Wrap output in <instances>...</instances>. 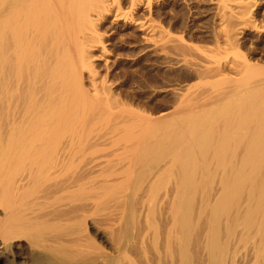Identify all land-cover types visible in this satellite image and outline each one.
I'll return each instance as SVG.
<instances>
[{
    "label": "bare ground",
    "instance_id": "bare-ground-1",
    "mask_svg": "<svg viewBox=\"0 0 264 264\" xmlns=\"http://www.w3.org/2000/svg\"><path fill=\"white\" fill-rule=\"evenodd\" d=\"M155 1L158 0H112L110 2L111 6H109L104 4L103 0H0V207L3 209L2 217L0 218V241L2 243L0 247V259H7V250H10L9 247H14V243L12 242L13 240L8 241V237L10 236L9 238L11 239V235L13 233H16L17 235L18 231L22 228H25L24 230L28 231V234L31 230H33L31 233L35 234L38 233L37 231L39 230V227H41L40 232L48 230L46 223L49 225V221L54 222L53 220H55V222H57L58 219V221L61 223V221H63L62 217L64 216L63 218H66V216L69 214L72 216V218L69 216L67 220L69 219L70 221L71 219L72 221L75 219L76 215L74 214V217L71 215L74 212V209L70 208L72 210L70 211L68 208L69 213H67V208L60 209V202L57 204L59 206L57 209L55 207L58 206H55L52 202L55 206H53L55 209L52 212L48 209V207H46L48 203L47 200H50L49 198L51 196L49 194L50 192L48 190V185L46 184L48 181L47 179L49 178L47 163L51 155L52 140L57 135V133H61L62 131L64 132L65 129L71 128L70 126L76 123H82L78 120H81L80 116H83L86 113H84V111L81 112L82 110L79 108V98L81 100V97L83 98L85 95H88L90 98H92L91 96H99L102 94L101 99L103 96L110 105L113 103L121 113V115L117 113L122 118L121 120H118V123L121 121V123H127L129 119H136L139 122L141 121L140 125L143 124L144 126L145 124V127H149L150 130H153L152 136L150 135L151 137L145 138L146 140H143V143L141 142L140 146L137 144L139 148L135 147L136 143L134 146H132L133 148L135 147V150L131 147L135 153L138 152V158L143 157L142 161L145 158H148L147 160H144L146 162L150 158V160L153 161L155 158L159 160L163 157L172 158L176 155L179 157L181 156V154L178 155L179 148L183 150V153L181 150L180 151L182 156L185 158L195 157L197 159L198 156L199 158L202 156L200 159H205L206 155L202 154V152H200L197 147H201L203 150L204 148H209L211 149L209 152L213 153V157L215 155V158L219 157L223 159L222 162L224 165V170H220L223 173L221 174L222 177H220V184L222 185L219 187L220 191L218 192V195L215 198L213 197L214 200L212 201L213 198H210L211 195H207L209 192L202 193L204 197L199 193L203 197L202 199V197L199 196V198L201 197L199 202H202V204L199 205V211L206 209L209 211L210 209V215H205L206 220L208 221L206 222L207 227H204L205 231L203 230L204 234L202 233L203 238L201 239V245L199 244L200 239L198 243L200 246L203 245L202 248L204 247L203 250H206L205 254H207L208 258L207 259L205 257L207 261L202 264H223L228 256L238 251V247L240 245H244L246 243L250 248V252L254 256L255 260H253L256 262V264L263 263L264 80L260 81L261 79H259L260 82L258 80H251L252 82L250 81V83L253 85L251 87H249V85L247 87L244 86L237 89H230L227 87V90L223 89L224 91L221 90L217 93L211 92L206 96H202L201 98L203 99L202 101H204V103L202 102L203 104L197 105L198 110H194L195 112L192 113V115L195 113H200L205 117L201 118L199 121H194L193 119L195 117L193 118L189 113V116L193 119L191 118V120L187 123L188 125L192 124V126L196 127V129H193V131L190 130V132L192 131L191 134L193 133L192 135H188L186 130V134H183V129L181 130L183 135L178 132L181 129L178 128L180 125L182 126V124H184L183 126H185V124H187L184 123L185 121L181 122L177 119L178 115L181 114L183 116L182 112L186 109L185 106H187V102H189L188 100L191 98V96L187 93L179 95L172 91L166 94L164 98L166 102L173 105V109L168 113L158 116L154 115L144 106L140 107L135 103L133 104L132 101L128 100L129 98L124 99L120 94H116V92L112 93L113 89L110 87V83H106L108 81H106V74L100 82L98 81L100 77L97 76L98 74L94 69L95 64L93 65V61L92 59L90 60V56L87 53V42H85L86 40H84L82 37H84L83 34L86 31V34L90 33L92 40L91 42L101 44L100 47H102L104 55L106 56L108 49L102 44V38H100V35L102 34L99 33L98 29L103 25L104 22H108L110 18V22H114L115 19L117 20V16L122 18V20H120L121 23L123 21V25L133 28L132 31L134 33L138 32L140 29H144L147 32L149 31L148 33H150V37L148 36V39V33L145 35L146 32L142 31L145 33L143 35H145L146 38H144L147 40H152V42L155 43L153 45L154 47L156 44L161 43V46L158 44L160 47L156 46L159 47L157 50L173 52L175 49L178 52H185L186 50L188 52V49L192 48L202 53L205 52L200 45L189 42L184 34L177 33V35L175 34L174 36L169 27L162 24L158 20H154L150 15H148L147 20H142L139 18V10L143 7H146L148 12H150L152 9V4ZM172 1L174 4L179 5L178 0ZM125 2L128 4L126 6L127 8H123V3ZM190 2L195 3L196 5L197 3H205L207 7L210 4H213V2L217 4V11L214 12L216 15L215 18L218 19L220 23H218V26L210 25L212 29L209 30V33L206 37L213 42L214 50L222 49L224 51H232L231 53H234L237 58L234 57L236 58L235 61H232L231 59L226 63L224 62L225 64H222L221 62L219 63L216 61L218 59H216L210 65L205 64L202 66L201 64L202 67L200 68L193 67L191 71H185L184 75L195 74L199 78L214 76L213 79H223L226 82L227 80L228 82L229 80L239 82L242 80V78H244V75L249 73L255 74V72L259 73L261 72L259 70H264V65H261L257 59H252L248 51H245L241 48V42L239 41L240 35H242L245 29L250 28L256 32L264 31V23L259 22L255 18V13L253 10L256 4L255 0H190ZM230 3L236 4L237 7H233L234 5L231 6ZM184 4L188 5V0H184ZM176 9L178 10H173V14L176 16L177 13V17L179 18L172 21V26L177 22L178 24L183 22L182 16L184 14V10L187 8L179 7ZM113 11L115 13H112ZM110 13H112L113 18L110 17V15H107ZM87 38L85 37V39ZM214 53H216V51ZM208 58H210V56ZM221 60L223 61V59ZM82 67L83 69L84 67L87 68V70H84L88 71L87 79H90L89 83L92 87L91 90H93V93L83 83ZM230 72L234 73L235 75L230 74ZM97 81L99 83H97ZM100 84L101 86H99ZM250 88H252L251 91ZM90 92L93 95H90ZM98 96H96V99ZM247 98L251 104L244 105V99L248 101ZM86 99L88 100L89 98ZM92 99L94 101L95 97ZM92 99L90 103L92 102ZM215 102H219L220 105L214 107L212 104ZM113 104L111 106H113ZM209 104L212 106L209 107ZM189 106H187V108ZM192 109L193 108H191V110ZM185 111L187 112L188 109ZM122 114L124 117H122ZM196 117H198V114ZM136 120L135 122H137ZM186 120H188V118ZM221 126H224V129H222ZM68 129L66 131L69 133L70 129ZM154 129L156 131H154ZM206 130H209V135L203 136L204 133L202 134V137L196 135L198 132ZM219 130L220 134L222 135L216 134V137L214 135L215 131ZM71 131L69 134L73 135V128H71ZM221 131H224L225 135ZM145 133L149 134L147 130ZM139 134L141 133H138V135ZM72 135L64 136L66 137L65 139H67L64 141L69 147L76 145V143H78L76 145L78 146L80 143V141L77 142L78 134L75 133L76 138ZM132 135H130V137H132ZM142 135H144L142 138L144 139L146 134L142 133ZM137 140L139 141L138 138ZM214 140L218 141L219 144L216 141L218 146L217 144L213 145L214 143L212 141ZM230 141H236L238 142L236 143L238 145L231 147L232 145L229 144ZM128 142H130V140ZM195 142H200L199 144L203 143L204 145H198V143L194 144ZM211 142L213 143L211 146H214V148L215 146L217 147L216 152H214V148H210V146L207 147ZM138 143H140V141ZM239 143L241 144L239 145ZM71 148L72 147H70V149ZM196 148L198 149L197 151L194 150ZM239 148L242 150L241 153H238L237 151ZM203 150L201 149V151ZM203 153L205 152L203 151ZM207 153L208 152H206V154ZM62 156L64 159H66L65 157L67 155L64 154ZM68 159L69 158H67V160ZM183 159L184 158H182V160ZM186 160L187 159H184L185 162ZM188 160L189 162L193 160L190 162V164H195L198 161L194 159L190 160V158H188ZM194 161L195 163H193ZM199 162L200 160L198 163ZM204 163L205 162H203V164ZM182 167L185 168L184 165ZM192 170L188 169V172L186 171L184 174L181 173L182 171L180 172L182 174V180L186 183H181L175 188L177 191V193L175 192V195L177 197L175 195L174 197L176 198L175 202H177V204L175 203L174 206L176 205L175 207L177 209L175 210L174 207V215L176 214V216H173V218L175 217V220L173 219V221L174 223L176 222L177 225L172 223L174 225L172 226L174 228L173 231L175 232H173V235H177H175V237H177L176 239H178V241L175 239V237H173V235L172 237L175 240L174 244L177 242L175 246H178L175 247L176 249H172L178 253L176 260H179L177 262L174 261L173 258H171L173 261H171L170 258L167 259L168 257L164 259L162 257L163 255L161 256V254H158V256L152 260L141 261L134 259L127 255L126 252H124L125 250L123 251L124 248L130 245L128 241L123 242L124 244L121 247L119 246L120 249L118 248V253L115 255L99 256L100 254L96 255L94 252L95 255L93 256L94 253H90L92 251L89 252L88 249H82L84 247L77 249V247H79L78 245H80V242L75 244V239H73L74 242L71 240L72 244L70 243V248L74 243V248L76 246L77 250H71L74 248H69L70 250L68 248H57L58 244L62 243H59L58 241L60 239L58 240L56 238L58 243L56 242L55 244H53L54 242H51V239L49 240V243L51 242L53 245H49V243L46 241L50 247V253L52 252L54 255L59 254L57 256L58 259L61 255V257L63 259H67L68 262L69 258H79L78 261H70L68 264H190V260L192 259V255L190 253L192 251L190 252L189 250V243H191L190 238L193 234L192 232H194L193 230L195 224L191 217L192 201L194 203L193 198L196 195V190L205 189L204 186L195 184L194 181H196L197 176L192 173ZM194 171L195 170H193V172ZM39 183L40 185L42 184L41 191L44 193L46 192L47 195H50L48 198L46 194L44 195L42 192H38L39 189H37V193L35 192L36 188H41L38 187ZM30 192L33 194L39 193V196L42 194L43 200L47 199V203H43V200L40 199L41 197L38 198V195H33L32 197V193L30 194ZM27 195H30L31 200L27 199ZM35 196H37L36 199H32ZM38 199H40L42 202L38 201ZM33 200H37L38 203L40 202V204L43 203V205H46L44 208L42 205V212L39 211L41 206ZM54 202H58V200ZM35 203H37L40 207L38 208ZM52 203L51 201L49 202L51 205ZM33 206L35 207L33 208ZM35 208H37L39 212H36L37 210L35 211ZM76 212L74 213L78 215L77 210ZM43 225H45L44 227L46 228H43L41 231ZM36 228L37 231H35ZM74 229H70L69 231L68 227V232L72 235V231L73 233L77 231L76 230L74 232ZM64 231H67V229ZM68 232H66L67 235H70ZM21 233L22 230L18 234L23 236L26 232L24 231L22 233L23 235H21ZM16 235L12 236V239L15 240L14 237L17 238ZM35 235L37 236L38 234ZM24 236L27 239V235ZM31 236L30 239L32 241L36 239H32ZM40 236L41 238L43 237V235ZM40 236H38L37 239L40 238ZM72 238L73 236H71V239ZM3 239L6 241L3 242ZM56 239H52V241H55ZM31 240L28 241L29 245ZM35 241L37 242L38 240ZM35 241H33L32 244ZM85 243H83V245L81 243V246L87 245V247H92V245L88 246L90 242L88 244ZM33 245L35 246V244ZM44 245L43 247H46ZM62 245L60 246L63 247ZM168 247H170V245H167L165 250L169 249ZM36 248H38L40 251L45 250L44 248L41 250L38 245H36L34 247L35 252L37 250ZM47 248L46 251H48ZM59 249H64L65 251H60ZM92 250L94 251V249ZM84 251L87 252L84 254ZM169 253H171V251ZM174 253L172 252V254ZM36 254L33 258V262L36 264L44 263L43 261L45 260H42V257H38V254L36 256ZM88 254L91 256L89 257ZM164 254L166 253L164 252ZM176 254L174 255L176 256ZM62 255H65V257ZM60 259L56 260L54 263H49L61 264L63 259ZM64 262L67 263V261Z\"/></svg>",
    "mask_w": 264,
    "mask_h": 264
},
{
    "label": "rangeland",
    "instance_id": "rangeland-1",
    "mask_svg": "<svg viewBox=\"0 0 264 264\" xmlns=\"http://www.w3.org/2000/svg\"><path fill=\"white\" fill-rule=\"evenodd\" d=\"M111 1L112 0L110 1L103 0V3L111 6V3H110ZM255 1H256V4L253 9L255 13V18L259 22L264 23V0H255ZM178 2L180 6L178 4H174L172 0L155 1L152 4V7H151L152 9L150 10V12H148L146 7L142 6L145 9L141 8L139 10L140 14H138V16L142 20H145V19L147 20L148 15H150L154 20H158L162 24L169 27L170 31L172 32L174 36L175 34L177 35V33L184 34V36L189 42L200 45L204 49L205 51L204 53L197 51L195 49H192V48L188 49L189 50L188 52L187 50L185 52H178L175 49H174L175 51L173 50V52L157 50L161 46L160 45L161 43H158L160 46L156 44L155 47L156 46H159V47L155 48L153 46L155 43L152 42V40H147L150 37L149 36L150 33H148L149 31L147 32L144 29H140L136 27L140 30L134 33L132 31L133 28H131L130 26L126 27V25H123V21L121 23L122 18L120 16H117V20L114 18L115 19L114 22L113 21L110 22L111 20L110 18L108 22H104L103 25L100 26L98 29L99 33L102 34L100 35V38H102V44L105 45L106 48L108 49L109 54L107 53L106 56L104 55L102 47H100L101 44L91 42L92 40H91L90 33L86 34L87 32L86 31L83 34L84 37L82 38L86 40L85 42H87L86 43L87 53L90 56V60L92 59L93 65L95 64L94 69L96 70L98 74L97 76L100 77V78L98 77L99 79L97 78L98 81L100 82L101 79L106 74L107 76L106 81L108 80L106 83L107 84L110 83L109 85L113 89L112 93L116 92V94L117 93L120 94L121 97L124 99L129 98L128 100L132 101L133 104L135 103L137 104V106H140V107L144 106L146 107V109L150 110L154 115H158V116L168 113L169 111L173 109V105L166 102L164 98L166 94L172 91L179 95H183L187 93L188 95L191 96L190 100H188L189 102H187L188 103L187 106L190 105L191 108H193L192 109L193 111L191 110L190 106L188 108L187 106H185L186 109H188V111L186 112L185 111L186 109H185L184 110L185 112L184 111H183L184 113L182 112L183 116L180 114L181 116L178 115L179 118L177 117V119L180 120L181 122L185 121L184 123H187L191 120L192 117L196 118V119L192 118L194 121L195 120L199 121L201 118L205 117L204 115L200 113H197L198 117H196L197 115L196 113H195L196 115L195 114H193L194 116L192 115V113L198 110L197 105L204 103V101H202L203 99L201 98L202 96H206L207 94L211 92L217 93L218 91H221L223 89L227 90V87L230 89L231 88L237 89L239 87H244V86L247 87L248 85L249 87H251L253 86L250 83L251 80L253 81L254 80L259 81V79H261L260 81L264 80V70H259L261 71V72L258 71L259 73L255 72V74L249 73L247 75H244V78H242L241 80L242 82L241 81L235 82L233 80H229V82L227 80L226 82L223 79H213L214 76L199 78L195 74L184 75L185 71H191L193 67L200 68L204 66L205 64L210 65L216 59H218L216 61H218L219 63L221 62L223 64L224 62L226 63L227 61H230L231 59L232 61H235L237 57L235 56L234 53H231L232 51H224L222 49L214 50L213 42L210 39H207L206 37L209 33V30L212 29L210 25L218 26V23H220V21H218V19L215 18L216 17L215 12L217 11L216 3L213 2V4L209 5L210 7L208 6L209 7L208 8L205 3H197L196 5L195 3H191L190 0H188V5H187V4H184V0L183 1L178 0ZM127 5L128 4L126 2L123 3V8H127L126 7ZM230 5L231 6L234 5L233 7H237V5L234 3H230ZM178 6L181 8L182 7L187 8L186 9L187 11L184 10V14L182 16L183 22L180 24H178L177 22L172 26L171 25L172 21L179 18L177 17V13H176V16L173 14L174 12L173 10H178L176 9V8H179ZM105 12H109V11H105ZM112 13H115V12L113 11ZM112 13L107 14V15H110V17H112ZM142 31L146 32V34ZM143 34L147 35V39H145L146 37ZM85 37L86 38L88 37V38L85 39ZM239 41L241 42V48L245 51L247 50L248 53L251 55L252 59H257V61H259L261 65H264V31L256 32L255 30H251L250 28L245 29L242 35H240ZM215 51L216 53H214ZM209 56L210 58H208ZM221 59H223V61ZM190 61L194 63H191ZM84 69L87 70V68L85 67ZM84 69L82 67L83 83L93 93V90H91L92 87L89 83L90 79H87L88 71ZM230 74H234V73L230 72ZM98 81L97 83H99ZM215 82L217 83V85ZM99 86H101V84ZM251 89L252 88H250V91ZM92 93L90 92V95H93ZM101 95L91 96L92 98L95 97L94 101L98 99L97 100L98 102L97 101L94 102L93 99L90 98V96L88 95H87L88 97L85 95L86 98H89L88 100L85 98V96H83V98L81 97V100L79 98V102H78L79 108L80 110H82L81 112L84 111V113L86 114H84L83 116H80L81 118L78 117L81 119L78 121H81L84 124V126L82 123L81 124L76 123L70 126L71 128H73V131H74L73 135L69 134L71 131V128H69L70 129L69 133L66 131L68 129L67 128L64 130V132L63 131L61 133L58 132L59 134L57 133V135L52 140L51 155L47 163L48 171H49V174H48L49 178L47 179L48 181L46 182V184L48 185V190L50 192L48 193L51 196L47 195L46 192L44 193L41 191L42 184L40 185V183L38 187H41V188H36V191H35L37 193V189H39L38 192H42V194L44 195L46 194L47 198L48 196H50L49 198L50 200H47V199L43 200L42 194L41 196H39V193L36 194L34 192L35 194H33L32 192H30V194L32 193L31 194L32 197L33 195H38V198L41 197L40 199L43 200V203L46 202V200L48 201V203L46 202L47 203V206H46L45 204L43 205V203L42 204H40V202L38 203V201H41L40 199H38V201L33 200L41 206V209H40L39 208L40 206H38V204L35 203L36 206H38L40 212H42L43 210L42 205H43V208L45 206L48 207V209L51 212L55 208L57 209L60 206V209L67 208L66 211L68 210V208L70 211H72L71 209H74V212H76L77 210L78 215L76 214L77 212L76 213L73 212L71 215H73V217L76 215L78 219L75 217V219L73 218L74 220L72 221L71 219L70 221L69 219L67 220V218H69L70 216L69 214L68 216H66V218H63L64 216L62 217L63 221H61V223L60 221H58V219H57L58 223L55 222V220H53L55 223L49 221L48 223L49 225H47L46 223L48 230L44 229L45 231H42L43 228H46L44 227L45 225L42 226V229H41L42 232H40L41 227L38 228L39 229L38 231H37V228L35 229V231L38 232V233H35V234H38L37 236L34 233H31L33 230H31L28 234L27 233L28 231L24 230L25 228H22V229L20 228L22 230V233L24 231L27 233V234L24 233V235H27V239L22 233L21 235L23 236H20V234H18L21 230L18 231L17 235L16 233L15 234L13 233L14 235L13 234L11 235L9 233L11 235V239L9 238L10 236L8 235L9 237L7 240L8 241L13 240L12 242L14 243V247L13 248L9 247L10 250L9 249L7 250V259L1 258L0 264H3V262L4 264H36L33 262V258L36 253L38 254V257L40 258L42 257L41 259L45 260L43 261L44 263L42 264H52L56 262V260H59L60 258L63 259L61 255L58 259L57 256L59 254L54 255V253L52 252L50 253L49 251V248H50L49 245L55 244L57 242V239L62 240V241L59 240L58 242L63 244V245L58 244L57 248H68L69 249L71 246L70 243L72 244L71 240L74 242L73 239H75V244H78L80 242V245H78L79 247H77V249L78 248L81 249L82 247H84L82 249L84 250L88 249L89 252L92 251L90 253L93 254L95 252L96 255L100 254L99 256L101 255L110 256V255L117 254L118 248L120 249V247L124 244L123 242L128 241L130 245L126 247L127 250L126 248L124 249L122 248V249L123 251L125 250L124 252H126L127 255H129L130 257L134 259L141 260V261L152 260L153 258L157 257L158 254H161V256L163 255L162 257L164 259H166V257H168L167 259L170 258V260L171 258H173V260L177 262L179 260V259L176 260L178 253L173 250V249H176L175 247L178 246V245L175 246L177 242L176 244H174L175 240L173 238L176 235V234L173 235L175 233L173 231L174 230L173 224H176V222L174 223L173 221V219L175 220V217L173 218V216H176V214L174 215V212L177 209L175 207L176 205L174 206L175 203L177 204V202H175L176 198L174 197V195L177 193L175 188L181 183L182 184L186 183L185 181L182 180L181 173L184 174L188 169L192 170L193 168H194L193 170H195L196 172L195 171L193 172L192 170V173H194L197 176L196 181H194L195 184L202 185L205 187V189L196 190L197 191L196 195L193 198L194 203L192 201L191 217L195 224L193 223L194 232H192L193 234L191 235V238H190L191 243H189V250L190 252L192 251L190 253L192 255V256L190 255L192 257V259L190 258L192 260V261L190 260V264L192 262L195 264L205 263L207 261L206 260L207 254H205L206 250L204 251L203 250L204 247L202 248L203 245L202 246L200 245H201V239L203 238V234H204L203 232L205 231L204 227H207L206 222L208 220H206V216H208V214L210 215L209 213L210 209L209 211H207V209L199 211L200 210L199 205L202 204V202L200 203L199 201L202 196L204 197L202 193H205V192H209V194L207 195H211L210 198H213V197L215 198L218 195V192L220 191L219 187L222 185L220 184L221 183L220 177H222L221 174H223L221 171L224 170V165L222 162L223 159L219 157L215 158V155L213 157V153L209 152L211 151V149L209 148L208 149L204 148L203 150V148L197 147L199 151L202 152V154L206 155V158L204 156L203 157L205 159L203 158L200 159L202 156L200 158L198 156L197 159L195 157H192V158L188 157L190 158V160L191 159H194L196 161L200 160L201 162V166H200V162L198 163V161L196 162L198 166L195 163V161L193 162L195 164L191 163L192 164L191 165L190 162L193 160L189 162L187 157L185 158L184 156H182L183 150L179 148V151L180 150L182 151V153L181 151L180 153L178 151V155L181 154V156L179 157L176 155L175 156L176 158L175 157H172V158L163 157V158H160L159 160L155 158V160H153L155 162L150 160L151 159L150 158L149 160L152 163L149 160L145 162L144 161L146 159L145 158L143 160L145 162L144 164V162L142 161L143 157L138 158L139 157L137 155L138 152L135 153L134 148L140 146L141 142L143 143V140L144 141L146 140L145 138L151 137L153 134V130L152 129L150 130L149 127H145V124L144 126L142 123H141L142 125H140L141 121L139 122L136 119H129L127 123H121L122 121L121 122L119 121L120 123H118V120L122 119L120 117L121 113L118 111V108L113 103H111V105L113 104V106H115L116 109L115 107L111 106L109 102H107L103 96L101 99ZM96 96H98L97 99H96ZM99 97L101 100L99 99ZM91 99L93 103L92 102L90 103ZM244 100H245V102L243 103L244 105L251 104L248 98H247L248 101H246V99ZM212 105L214 107H217L220 104L219 102H215ZM212 105L209 104V107ZM117 113L120 115H118ZM189 113H190V116L192 117L189 116ZM117 115L119 118L117 117ZM122 117H124L123 114H122ZM186 117L188 118V120H186L187 119ZM135 120L137 122H135ZM183 125L184 124L178 127L179 129L181 128L180 131H178L181 134L183 131H184L183 134L187 131L188 135H192L193 133L191 134V132L193 131V129H196V127L192 126V124L188 125L187 123L185 124V126L187 125L186 127ZM143 127L146 129H144ZM223 127L224 126H221L222 129H224ZM216 128L218 129L217 126ZM146 130L149 134L145 133ZM190 130L192 131L190 132ZM128 131H129V134H128ZM154 131L156 130L154 129ZM206 131H202V132L200 131L196 135H198L199 137H202V134L204 133L203 136L205 135L207 136L209 135V130L207 132ZM221 132L224 134V131H221ZM75 133L78 134L79 137L76 135L78 139L77 142L80 141V143L78 146H76L78 143H76V145L74 146L73 145L70 146L72 148L74 147L73 149L72 148L70 149V147L64 141V140H67L65 139L66 137L64 136L72 135L75 137ZM138 133H141V134L138 135ZM142 133L146 134L144 139H142L144 136L142 135ZM200 133H201V136H200ZM127 134H128V137H127ZM216 134L222 135L220 134V130L215 131L214 135L217 137ZM130 135H132V137H130ZM70 137H67V138H70ZM136 137L139 139L140 143H138L139 141L137 140ZM140 138L142 139V141ZM129 140L130 142H128ZM216 141L215 140L212 141L214 144L211 142L210 145H208L207 147L210 146V148L211 147L214 148V146H211V145L217 144L218 141L217 143ZM197 143L198 145H204L203 143L199 144L200 142H195L194 144H197ZM236 143L238 142L236 141L229 142V144L232 145L231 147L238 145ZM240 144L241 143H239V145ZM134 145L135 147L133 148L132 146ZM131 147L134 150H132ZM197 148L194 150L197 151L198 150ZM200 148L205 153H203V151H201ZM216 151H217V147L215 146L214 152ZM237 151L238 153L239 152L241 153L242 150H240L239 148L237 149ZM206 152L208 153L206 154ZM64 154L67 155L65 157L66 159H64L62 156ZM67 158H69L70 160L69 159L67 160ZM182 158L187 159L188 161L186 160L185 162L184 159L182 160ZM203 162L205 163L203 164ZM183 165L185 166L186 169L182 167ZM199 193L202 194V196ZM27 196L29 197V198L27 197V199L31 200L30 195H27ZM199 196L201 197L199 198ZM36 197L37 196H35L32 199H36ZM128 198L130 199V201ZM214 198L212 199V201L214 200ZM57 200L58 202H54ZM50 201L51 203L53 202L55 206L60 202L59 206L57 205L58 207H55L53 203L52 205L49 204ZM35 204H32V205H35ZM53 206L55 208H53ZM34 207L35 206H33V208ZM174 207H175V210H174ZM63 209H62V212H63ZM34 210L36 211L37 208H35ZM69 210L67 213H69ZM2 211L3 209L2 207H0V218L2 217ZM39 211L37 210L36 212H39ZM70 218H72V216H70ZM68 227H69V231L70 229L73 230L74 228H75L74 232L76 230L77 231L75 233H73L72 231L71 232L72 235H71L68 232ZM66 229L67 231H64ZM66 232H68L70 235H67ZM39 233L40 235H43L42 237L43 239L41 238ZM32 234H34L35 236L34 235L31 236ZM15 235L17 236V238L14 237L15 238L14 240L12 239V236H15ZM30 236L32 239L36 238L35 240H38L37 241L38 243L35 240H33L35 241L33 244H35V246L38 245V247L41 250L44 248L45 250H42L43 252L40 251L38 248H36L37 250L35 252V249H34L35 246L32 244L33 241L30 239ZM38 236H40V238L37 239ZM71 236H73L72 239H71ZM45 237L48 239H46ZM64 237H65V240H64ZM176 238L177 237H175V239ZM50 239L52 243L54 242L53 244L51 242L49 243ZM52 239H56V240L52 241ZM199 239H200V243H199ZM0 240H1V235H0ZM30 240L31 242L29 245L28 241ZM176 240L178 241V239ZM5 241L6 240L3 239V242ZM43 241L44 242L47 241L49 245L47 244V242L44 243ZM85 242L87 244L89 242L92 243V244L90 243L88 244V246L92 245V247H87V245L81 246V243L83 245V243ZM75 244L73 243V246L71 248H74ZM1 245L2 243L0 241V247ZM43 245L46 247H43ZM60 245H62L63 247H61ZM167 245H170V247H168L170 250L169 249L165 250V248H167ZM46 248L48 249V251H46ZM77 249L75 246V248L71 250H77ZM92 249H94V251ZM60 251H65V250L61 249ZM87 251H84V254ZM170 251L171 253H169ZM46 252H48L49 254ZM164 252L167 255L164 254ZM172 252L173 253L175 252L174 254L177 253L176 256L172 254ZM95 253L93 254V256L95 255ZM233 254L228 256L226 260L223 262V264H256V262L254 261L255 260L254 256L250 252V248L247 243L244 245H240L238 247V251ZM62 256L65 257V255H62ZM90 256L91 255H89V257ZM262 257H263L262 258L263 263L261 264H264V251H263ZM74 259L69 258V262L70 261L76 262L78 261L79 258H76L77 260L76 259L74 260ZM64 261H67V263ZM49 262H52V263H49ZM61 262H60L61 264L69 263L68 260L65 258Z\"/></svg>",
    "mask_w": 264,
    "mask_h": 264
}]
</instances>
